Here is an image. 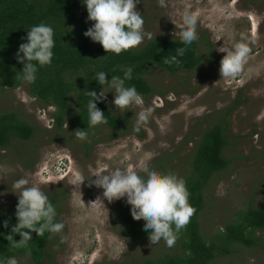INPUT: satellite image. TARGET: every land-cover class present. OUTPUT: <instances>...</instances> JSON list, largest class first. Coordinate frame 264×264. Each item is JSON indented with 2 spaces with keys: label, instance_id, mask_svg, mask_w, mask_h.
I'll return each mask as SVG.
<instances>
[{
  "label": "rangeland",
  "instance_id": "rangeland-1",
  "mask_svg": "<svg viewBox=\"0 0 264 264\" xmlns=\"http://www.w3.org/2000/svg\"><path fill=\"white\" fill-rule=\"evenodd\" d=\"M136 10L144 17L145 32L151 33L137 48L152 38L173 37V32L179 30L182 12H194L198 18L199 54L203 57L196 70L177 75L150 67L149 83L166 93L140 106L116 108L126 118V125L142 136L128 133L92 144L86 150L75 135L69 114L65 129L53 133L54 139L49 141L45 135L50 134V120L43 111L48 115L53 108H41L28 97L25 86L0 90V115L18 108L42 131L30 141H15L0 152L1 205L16 210L18 196L13 192V183L25 175L47 195L59 191L62 196L65 191L57 215L65 228L53 238L54 257L47 264H136L144 256L168 250L170 247L163 240L157 244L125 240L114 215L119 205L130 206L124 198L111 202L104 199L103 189L91 180L117 167L139 170L143 162L150 167L157 163V167L163 166L161 172H173L185 179L196 142L235 104L238 106L227 115L228 146L224 150L230 164L214 175L206 191V207L200 215L201 233L207 240L230 223L236 211L248 206L264 210V0H165L164 7L158 0H140ZM241 37L251 48L249 58L240 74L223 78L219 68L224 53L217 49L223 44L231 47ZM207 40L213 49L207 47ZM109 91L112 90L106 88V99L113 105L114 93ZM149 106L153 109L149 121L135 130L136 113ZM107 134L108 130H103L101 136ZM24 156L32 157L34 167L23 166ZM58 157L65 162L59 168L61 175L55 176L50 168ZM77 174L87 180L79 191L72 183ZM98 196L103 204L89 206ZM139 220L145 223L143 218ZM256 239V246H237L234 253L217 257L213 264H264V229ZM17 262L32 264L28 257L17 258Z\"/></svg>",
  "mask_w": 264,
  "mask_h": 264
},
{
  "label": "trees",
  "instance_id": "trees-1",
  "mask_svg": "<svg viewBox=\"0 0 264 264\" xmlns=\"http://www.w3.org/2000/svg\"><path fill=\"white\" fill-rule=\"evenodd\" d=\"M87 17L82 0H0V90H17L25 86L28 97L37 101L41 108H53L48 115L43 109V115L50 119V134L45 135L49 141L54 139L53 133L58 134L65 129L67 117L71 114L74 130L87 131V138L80 141L84 149L89 150L92 144L115 140L128 133L143 135L126 125V118L119 115L108 99L97 104L108 123L89 127L86 106L90 97L86 95V90L99 93L101 86L94 80L96 72L105 71L108 73L106 79L110 80L112 75L122 77L123 69L131 66L132 79L125 83L127 86H135L147 103L153 97L166 93L149 83L147 75L150 67L177 75L196 70L203 57L199 54V39L186 46L178 37H156L140 48L129 49L118 55L107 53L99 43L84 36V32L91 27V21ZM41 22L54 29L53 57L50 64L38 68L36 80L30 83L21 78L19 72L22 71L23 64L17 61L15 54L19 45L26 42L22 38L26 37L30 27ZM202 38L206 39V36L202 35ZM178 47L186 48L180 56L181 62L164 63V58L175 54ZM207 47L213 49L208 40ZM209 54L215 59L212 50ZM237 106L235 104L231 107L227 115ZM227 115L207 129L195 144L190 173L184 179L190 194L189 203L195 209L189 223L181 229L172 247L157 255L144 256L136 264H213L217 257L234 253L237 246L253 247L258 244L256 236L264 229V210L253 206L236 211L233 220L207 240L201 233L200 215L206 207V191L214 175L227 169L230 164V160L224 155L228 146ZM103 130H108L106 136H101ZM38 132L42 131L28 121L18 108L1 114L0 152L7 150L15 141H30ZM31 160L32 157L24 156L23 166L34 167L35 162ZM155 164L153 168L162 171L163 166L160 168ZM58 192L53 191L48 195L57 215L60 199L65 195V191L62 196ZM114 219L125 240L134 244L150 241V230H145L144 223L139 219L132 218L130 208L119 205ZM4 221H8L7 228L3 227ZM16 223L15 210L0 203V260L7 257H28L32 264L51 262L54 257L51 254L52 240L59 233L51 234L46 231L42 236H37L33 232L32 240L27 246H16L7 238ZM14 239L18 242L21 237L16 234ZM100 264L127 263L103 261Z\"/></svg>",
  "mask_w": 264,
  "mask_h": 264
},
{
  "label": "clouds",
  "instance_id": "clouds-1",
  "mask_svg": "<svg viewBox=\"0 0 264 264\" xmlns=\"http://www.w3.org/2000/svg\"><path fill=\"white\" fill-rule=\"evenodd\" d=\"M139 2L140 0H82L86 6L88 21L94 22L84 32V36L99 43L107 53L118 55L137 48L146 37L151 36V33L145 32L143 15L136 10ZM158 3L161 7L165 6V0H158ZM197 24L198 18L194 12L183 11L179 30L173 32V37H178L186 46L191 45L198 40ZM22 39L26 42L19 45L15 55L17 61L23 64V69L19 72L21 78L31 83L36 80L38 68L52 62L54 29L51 25L41 22L31 26L26 37ZM185 50V47L176 48L175 54L164 58V63L179 64L180 56ZM217 51L224 53L220 61V76L233 78L242 71L251 48L241 37L231 47L223 44ZM132 72L133 68L128 66L123 69L122 77L112 75L110 80L106 79L108 73L105 71L95 73L94 80L101 89L99 93L86 90V95L90 97L86 106L89 127L108 123L105 114L97 107L98 102L106 99L105 88L112 90L109 91L114 93L112 103L120 110L145 103L135 86H127L125 83L126 80L132 79ZM152 111L149 106L136 113L135 130L138 131L142 124L149 121ZM75 135L84 140L88 133L85 129H77ZM59 162H62L60 166L64 167L65 159L58 157L50 169L59 167ZM94 177L91 183L103 189L104 199L111 202L124 198L130 206L132 218L144 219L143 228L150 230L148 238L151 244L163 240L168 247H172L181 229L189 223L195 212L189 203L190 194L186 181L173 172L165 173L150 167L147 162H143L139 170L117 167ZM85 181L87 180L79 174L72 179L78 191ZM13 189L18 196L15 210L17 223L11 228V234L7 235L8 241H12L16 246H27L32 240L33 232L42 236L46 231L51 234L63 231L65 224L56 220V209L39 184L31 182L25 175L14 181ZM94 204H103L99 196L95 201L89 202V206ZM3 227H8V221L3 222ZM16 234L21 237L18 242L14 239ZM0 264L18 262L15 257H7L0 260Z\"/></svg>",
  "mask_w": 264,
  "mask_h": 264
},
{
  "label": "built area",
  "instance_id": "built-area-1",
  "mask_svg": "<svg viewBox=\"0 0 264 264\" xmlns=\"http://www.w3.org/2000/svg\"><path fill=\"white\" fill-rule=\"evenodd\" d=\"M60 164H62V162H59V167L55 168V169H50L51 174L58 176L61 175V171L59 168H61Z\"/></svg>",
  "mask_w": 264,
  "mask_h": 264
}]
</instances>
